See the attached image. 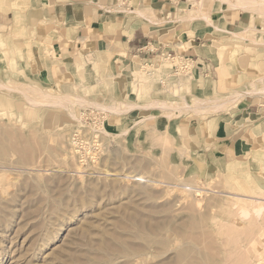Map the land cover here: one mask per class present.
Here are the masks:
<instances>
[{
	"label": "rangeland",
	"instance_id": "1",
	"mask_svg": "<svg viewBox=\"0 0 264 264\" xmlns=\"http://www.w3.org/2000/svg\"><path fill=\"white\" fill-rule=\"evenodd\" d=\"M185 1L194 11L212 2ZM212 3L230 6L227 0ZM256 17V27L245 35L240 30L235 41L252 49L230 42L222 53L264 56V19ZM162 60L171 67L158 81L170 80L181 94L184 88L175 91L178 80L192 65L179 58L146 64L117 54L110 62L112 80L130 74L141 83V94ZM134 61L143 73H134ZM2 85L23 91L0 89V101L15 112L0 111V264H264L263 161L240 157L200 177L186 159L183 136L171 135L168 127L135 139L128 128L114 134L104 126L108 111L99 104L73 111L70 100L58 102L65 97L53 91L52 101L65 111L45 108L52 103L36 98L33 113H22L33 83L16 86L8 78ZM180 86L189 90L188 84ZM102 93L114 96L110 89ZM238 197H244L246 214L239 211Z\"/></svg>",
	"mask_w": 264,
	"mask_h": 264
},
{
	"label": "crops",
	"instance_id": "2",
	"mask_svg": "<svg viewBox=\"0 0 264 264\" xmlns=\"http://www.w3.org/2000/svg\"><path fill=\"white\" fill-rule=\"evenodd\" d=\"M250 19L238 6L212 2L202 13L185 0H0V80L61 92L73 111L116 101L106 107L105 124L114 134L132 130L130 139L174 126L179 136L190 137L185 155L195 173L207 177L240 157L264 162V56L248 54L242 63V53L230 58L219 48L238 40L235 34ZM164 52L191 63L177 83L189 91L184 86L175 94L173 82L151 76L137 95L129 90L130 74L112 80L110 62L117 54L148 64ZM107 89L114 96L102 93ZM173 99L187 104L176 109ZM44 107L67 109L54 102Z\"/></svg>",
	"mask_w": 264,
	"mask_h": 264
},
{
	"label": "bare ground",
	"instance_id": "3",
	"mask_svg": "<svg viewBox=\"0 0 264 264\" xmlns=\"http://www.w3.org/2000/svg\"><path fill=\"white\" fill-rule=\"evenodd\" d=\"M209 1H216V2H218V1H222V0H209ZM228 1V3H229V5L230 6H238L239 8H242V9H244V10H248V11H250V14H251V19H250V22H249V25L251 26V20H252V18L254 17V16H258V17H262L263 19H264V10H263V8L261 7V6H259L260 8H258V5H260V1L261 0H235L234 2H232V1H230V0H227ZM201 3V2H200ZM208 5V4H207ZM217 6V5H216ZM220 6V5H219ZM214 7V6H213ZM218 7V6H217ZM207 6H205V7H202V6H200L199 7V9H201V10H199V12H206L207 11ZM211 8V7H210ZM235 8V7H234ZM209 13V12H208ZM206 14V13H205ZM255 24V23H254ZM249 25L248 26H245L246 28H244V29H241V32L245 35V34H248V32L249 31H251L252 29H254L253 27H249ZM255 30H258V29H255ZM243 34H241V36H244ZM235 35H238V32L235 34ZM234 44L238 47V48H240V49H242V48H244V49H252L250 46H243L241 43H239V42H234ZM227 45V44H226ZM224 46H225V44L223 43V44H219V48H220V50H222V48H224ZM243 46V47H242ZM9 50V49H8ZM2 52H4V51H2ZM223 52V51H222ZM225 52V51H224ZM5 53V52H4ZM222 55V54H221ZM223 55H225V53L223 54ZM250 55H252V54H250ZM5 56H6V54H5ZM220 56V55H219ZM219 56H218V58H219ZM248 56V54L247 53H245V52H243L242 53V55H241V57L239 58V61L240 62H242L243 63V61L245 60V58ZM20 57V56H19ZM224 57V56H223ZM6 59V58H5ZM223 61V60H222ZM167 61H165L164 60V62H163V60H162V62L159 64V65H157V67H155V68H153V71H154V75H152L151 73H149V75H151V76H155L157 79H159V78H161V77H163V76H165L166 74H167V72H168V70H169V68L171 67V65H170V62H168L169 63V65H162V64H164V63H166ZM221 62V61H220ZM224 62V61H223ZM133 66H135V72L134 73H143L140 69H139V67L138 66H140V64H139V62H137V61H134V65ZM67 74V73H66ZM69 75V74H68ZM134 75V74H133ZM63 79V78H62ZM64 83V82H63ZM56 85V84H55ZM129 85V84H128ZM143 85V84H142ZM33 91H32V93L30 94V93H28V94H30L29 95V99H28V103H26L25 104V112H27V113H30V112H32V109H33V104L35 103V102H37V99L36 98H42V99H45V101L47 102V104L49 103V104H51V103H53V101H52V98H54V94H52V93H50V92H52L51 90H46L47 92H44L43 90H39L40 88H39V86L37 87L36 85H34V83H33ZM38 88L37 90L35 89L36 87ZM130 87L131 88H129V90L130 91H134L135 93L137 92V90L141 87V83H139V82H137V84H135L134 83V80H131V82H130ZM144 87V86H143ZM142 87V88H143ZM20 88L22 89V87H13V86H5V85H2V86H0V89H4V90H6V89H8L9 90V92H17V93H20V92H22L21 90H20ZM184 88V86H176V90L175 91H179V90H182ZM185 88H187V86H185ZM31 89V90H32ZM41 89H43V88H41ZM145 89V88H144ZM184 90V89H183ZM187 91H189L188 90V88H187ZM30 92V91H29ZM55 93V92H54ZM56 95V94H55ZM137 95H139V94H137ZM173 98V97H172ZM68 99H64V98H62V99H60L58 102H63L64 103V105L65 104H68V101H67ZM170 100V99H169ZM174 100V99H173ZM198 100V99H197ZM174 103H175V108L176 107H178L179 108V106L181 107V105L183 104V103H186V100L185 99H176V100H174L173 101ZM168 103H170L169 101H168ZM161 105V104H160ZM163 105V104H162ZM161 105V106H162ZM5 107L6 108H8V109H11L12 108V105L11 104H8V106H6V104H4L3 102H1L0 101V111H4L5 110ZM99 108H101V109H103V110H105V111H108L107 109L108 108H110V107H113V105H108V104H105V105H99L98 106ZM106 107H108L107 109H106ZM111 109V108H110ZM109 109V110H110ZM177 109V108H176ZM192 110V109H191ZM13 111V112H12ZM111 111V110H110ZM33 113V112H32ZM12 114H15V112H14V110H12L11 109V115ZM55 122H58V117L56 116V118H55ZM104 126H106V124H105V122H104ZM171 135H173V136H177V133H178V130H177V128H175L174 126H170V127H168V130H167ZM189 136L188 135H183V137H182V145L184 146V147H186V149H188L189 148ZM230 163H234V162H230ZM230 163H229V165H228V168L229 167H231L230 166ZM243 164L241 163V162H239L238 163V166H237V168H239L240 169V166H242ZM106 172V171H105ZM107 174L108 175H115V173H109V172H107ZM121 174V173H120ZM124 176H128V175H124ZM210 179V178H209ZM210 180H212V179H210ZM210 182H212V181H210ZM209 182V183H210ZM213 186V185H212ZM211 187V186H210ZM203 188H196L194 191L196 192V193H201V190H202ZM204 191V190H203ZM230 194V193H229ZM232 194V193H231ZM231 197V196H230ZM235 198V197H234ZM240 199V201H237V202H240L239 204H240V212L242 213V214H246V212H247V205L245 204L246 202H244V197H238V200ZM246 200V199H245Z\"/></svg>",
	"mask_w": 264,
	"mask_h": 264
},
{
	"label": "built area",
	"instance_id": "4",
	"mask_svg": "<svg viewBox=\"0 0 264 264\" xmlns=\"http://www.w3.org/2000/svg\"><path fill=\"white\" fill-rule=\"evenodd\" d=\"M148 51L150 52V53H154L155 51H156V49H154V48H148ZM163 56H166L168 59H170V60H174L175 58H179V60L180 61H182V63L184 64V66H185V63H186V61H184L183 59H181L176 53H174V52H164L163 54H162ZM176 71H177V69H176Z\"/></svg>",
	"mask_w": 264,
	"mask_h": 264
}]
</instances>
